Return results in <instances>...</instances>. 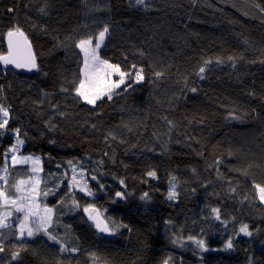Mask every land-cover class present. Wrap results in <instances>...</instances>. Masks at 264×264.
<instances>
[{"label":"trees","instance_id":"trees-1","mask_svg":"<svg viewBox=\"0 0 264 264\" xmlns=\"http://www.w3.org/2000/svg\"><path fill=\"white\" fill-rule=\"evenodd\" d=\"M261 9L264 0H0V55L18 27L39 59L34 73L0 65L9 109L0 169L19 129L23 151L43 157L40 197L55 208L49 232L78 249L61 252L42 231L20 237L10 224L0 230V264H263ZM105 26L101 56L142 69L144 80L133 75L132 87L90 105L75 92L84 65L76 44ZM69 160L93 195L69 187ZM90 205L115 222L108 235L84 211Z\"/></svg>","mask_w":264,"mask_h":264},{"label":"snow or ice","instance_id":"snow-or-ice-1","mask_svg":"<svg viewBox=\"0 0 264 264\" xmlns=\"http://www.w3.org/2000/svg\"><path fill=\"white\" fill-rule=\"evenodd\" d=\"M135 3L138 5H143L145 0H135ZM259 7V5H257ZM264 11V9H261ZM11 11V9H9ZM40 11H44L41 9ZM108 33V27L105 26L102 31H100L96 37H88L86 39H80L76 44V47L80 49V51L84 54L83 60V68H81V73L84 76V79L79 81L78 86L75 88L76 95L83 98L90 105H94L97 100L101 99L104 95L107 94L108 99H111L112 96L110 93L114 89H119L121 85L125 86V89L132 87L131 83H126V79L133 80V82H139L144 79L142 75L143 70L139 69L136 70L133 74L132 70L129 71H122L119 64H112L109 63L108 60L102 59L99 54L98 50L103 43L105 35ZM8 37V50L6 55H0V64L4 66L12 65L14 68L17 69H26L28 71H32L34 69H38V65L36 63V57L31 50V45L27 42V38L24 37V33L17 27L14 30H9L7 33ZM23 37V43L19 39ZM95 40V43H94ZM231 59V57L229 58ZM205 65L211 63V61H205ZM132 69H136V65L131 66ZM205 71V67L199 68V73H203ZM198 73V74H199ZM117 75V80H112V75ZM157 76L160 73H156ZM203 78V77H201ZM63 91H67V89H62ZM193 92L196 91L195 88L191 89ZM9 109L0 105V129H6V126L9 123ZM15 140L16 142L11 145L7 151L4 153V167L0 169V171L4 172L5 174L8 171L9 162L12 165L18 164H27L29 162L32 163V172L38 173L42 169L38 167L39 158L33 156H24V155H17L20 152L21 146L24 144V140L20 138V130L15 129ZM3 132H0V136H3ZM77 163H74L72 160L68 161V165L71 168V178L69 179V187H78L80 191L86 192V194L91 195V191L88 189L87 181L84 179V170L83 167H80L79 172L77 171ZM59 167V165H58ZM67 176V173L64 174ZM150 177H155L156 173L154 171H149L147 173ZM92 179L95 180L96 177L92 176ZM173 179H175L173 177ZM30 181H34L31 188L28 190L27 195H23L25 192V188L23 187L26 183L25 180H16L15 182L9 184L6 175H0V181H3V185H0V209H8L7 211L0 212V228L8 227L9 224L7 223L9 217L12 216V209L15 212H24L25 205L23 201L31 200L33 203L35 201V196L39 193L37 192V188L39 186V179L35 176L29 177ZM123 184V181H121ZM103 187V185H101ZM174 185H171L168 191V199H175L176 192L173 190ZM259 192V198L261 201H264V187L257 186ZM14 190V193L12 192ZM234 191V189H233ZM45 196L49 195L48 191L43 193ZM125 194L123 192H116L117 197H123ZM147 193L141 197L144 199L147 197ZM43 215H39L33 208H29L27 212H25L24 219L20 221L19 226V235L20 237H24L26 234L28 237H32L39 232H43L49 240L54 241L55 243L60 244V251H71L76 252L78 251L77 248H67L65 243L58 239L57 236L53 235L49 232V227L52 224V213L53 209L45 208ZM86 213H88L89 219L94 222L96 229L100 232H111L113 229L109 227V223L111 222L113 225L115 224L114 221H110L101 218V213L92 207H86L84 209ZM213 213H216V219H219V209L213 208ZM36 217L34 224L35 227L33 228L29 224V218ZM239 231L245 235H251V232L248 230L247 224H242ZM189 240H195L194 237H188ZM174 243L176 241H173ZM196 244L203 250H207L205 248V243L203 240H196ZM233 244L231 240H228L225 244V248H232ZM4 248L0 245V252H3ZM94 255V254H93ZM19 256V252H13L12 259L15 260ZM167 264V262H165Z\"/></svg>","mask_w":264,"mask_h":264},{"label":"rangeland","instance_id":"rangeland-1","mask_svg":"<svg viewBox=\"0 0 264 264\" xmlns=\"http://www.w3.org/2000/svg\"><path fill=\"white\" fill-rule=\"evenodd\" d=\"M105 40V38H104ZM103 40V42H104ZM95 43V41H94ZM98 54L99 56L102 58V59H105L101 56L100 54V51L98 50ZM107 60V59H106ZM109 61V60H108ZM109 63H112V64H116V63H113L111 61H109ZM84 66V65H83ZM121 68V66H120ZM122 71H124L122 68H121ZM82 79H84V76L82 74ZM111 79L112 80H117L118 79V76L117 75H112L111 76ZM144 80V79H143ZM142 80V81H143ZM126 83H127V79H126ZM123 85H121L122 87ZM114 90H117V89H114ZM113 90V91H114ZM112 91V92H113ZM107 95V94H106ZM104 95V96H106ZM103 96V97H104ZM0 105H3L4 107H6L2 102H0ZM12 133L15 135V132L12 131ZM16 142V141H15ZM14 142V143H15ZM13 145V144H12ZM23 146H21L20 148V152L17 153V155H24V156H33L34 158L35 157H38L39 158V164H38V167L40 169H42L41 171H39L38 173H33L32 172V163L29 162L27 164H18V165H12L11 162H9V166H8V171L7 173L5 174L4 172L0 171V175H6L7 176V179L9 181V184L15 182L16 180H25L27 181L28 183H26L23 187L25 188V192L23 193V195H27L28 194V190L31 188L32 184L34 183V181H30L29 180V177L30 176H35L37 179H39L40 183H39V186L37 188V192L39 193L38 195L35 196V201L34 203L31 201V200H25L23 201L24 205H25V211L24 212H15L14 209H12V216L9 217L7 223L10 225V224H16L17 225V228H18V231H19V226H20V221L24 219V215H25V212L28 211V209L31 207L33 208L37 213H39V215H43L44 214V209L47 207V208H51L53 209V213H52V221L54 219V212H55V208L54 206L48 204V203H45L42 201L41 197H40V194H41V187H42V184H43V179H44V164H43V157H42V154L39 153V152H24L23 151ZM4 167V164L2 166V168ZM1 168V169H2ZM80 168L77 167V171L79 172ZM84 179L87 181V184H88V189L89 191H91V195L94 194V191L91 189V184L89 183V179L88 177L86 176V173L84 171ZM0 185H3V181H0ZM264 187V186H262ZM78 188V187H76ZM79 189V188H78ZM13 194L14 193V190H12ZM264 203V201H262ZM8 209H0V212H3V211H7ZM36 217H30L29 218V224L30 226H32L33 228L35 227V224H34V221H35ZM5 228V227H4ZM3 229V228H0V230ZM20 236V235H19ZM27 236L26 234L24 235V237ZM264 264V263H263Z\"/></svg>","mask_w":264,"mask_h":264},{"label":"water","instance_id":"water-1","mask_svg":"<svg viewBox=\"0 0 264 264\" xmlns=\"http://www.w3.org/2000/svg\"><path fill=\"white\" fill-rule=\"evenodd\" d=\"M21 31L24 33V37L27 38V42L31 45V50H32V52L34 53V55H35V57H36V63H37L38 68H39V59H38V56H37L36 50H35V48H34V45H33L32 41L28 38V36L26 35V33H25L23 30H21ZM19 39H20L21 42L23 43V37H20ZM6 42H7V50H8V37L6 38ZM6 54H7V52L4 53V54H2V55H6ZM0 65H1L4 69L14 68L12 65H8V66H4V65H2V64H0ZM16 69H17V68H16ZM19 70L24 71V72H28V73H34V72L37 71L36 69H34V70H32V71H28V70H26V69H19ZM92 207H94L95 209L98 210V207H96V206H92ZM98 211H99V210H98ZM100 213H101V212H100ZM101 218L107 220V218L105 217V215H104L103 213H101ZM109 227H110V223H109ZM99 232H100V231H99ZM100 233H102V234H104V235H108L110 232H100Z\"/></svg>","mask_w":264,"mask_h":264}]
</instances>
